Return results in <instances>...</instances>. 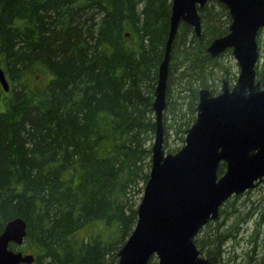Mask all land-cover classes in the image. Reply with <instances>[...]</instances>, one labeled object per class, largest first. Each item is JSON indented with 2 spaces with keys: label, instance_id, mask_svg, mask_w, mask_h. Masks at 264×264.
<instances>
[{
  "label": "trees",
  "instance_id": "1",
  "mask_svg": "<svg viewBox=\"0 0 264 264\" xmlns=\"http://www.w3.org/2000/svg\"><path fill=\"white\" fill-rule=\"evenodd\" d=\"M170 6L0 0V66L9 83L8 91L0 85V232L13 217L25 220L20 248L34 255L31 264L117 263L150 168L153 90ZM199 15L200 38L180 23L171 46L163 126L179 146L195 119L198 90L215 93L238 72L229 53L205 50L226 33V8L209 0ZM257 69L256 78L264 71ZM36 73L49 77L38 85ZM179 146L164 143L170 152ZM223 170L220 164L218 174ZM210 226L195 237L196 247L208 264H226L222 245L230 233ZM262 247L264 240L240 264H264Z\"/></svg>",
  "mask_w": 264,
  "mask_h": 264
},
{
  "label": "water",
  "instance_id": "2",
  "mask_svg": "<svg viewBox=\"0 0 264 264\" xmlns=\"http://www.w3.org/2000/svg\"><path fill=\"white\" fill-rule=\"evenodd\" d=\"M208 0H171L163 57L153 90L154 133L148 177L136 208L135 224L117 251L116 264H208L194 242L219 217L222 204L264 181V87L256 79V35L264 27V0H217L228 10L227 32L213 38L206 52L230 49L238 67L234 84L225 79L217 93L198 90L195 119L183 144L166 151L163 112L172 42L180 23L201 36L199 9ZM0 85L9 83L0 66ZM224 170L218 174V167ZM26 222L16 216L0 232V264H31L34 255L19 249ZM15 246V249L10 247Z\"/></svg>",
  "mask_w": 264,
  "mask_h": 264
},
{
  "label": "rangeland",
  "instance_id": "3",
  "mask_svg": "<svg viewBox=\"0 0 264 264\" xmlns=\"http://www.w3.org/2000/svg\"><path fill=\"white\" fill-rule=\"evenodd\" d=\"M259 37L260 50L257 63L258 72L264 70L262 69V63H264V32L261 33ZM224 55L227 56L228 54L226 53ZM227 58L235 63L231 54L228 55ZM223 60L225 63H229L227 59L223 58ZM236 71H238L237 66ZM35 75L34 82H37L38 85L44 83L47 77H49L48 74L42 73H36ZM257 79L260 80L264 87V71ZM164 143H167L172 149L179 146V142L173 136L172 131H169L168 134L164 136ZM182 144L183 143H181V145ZM263 203L264 181L256 187L246 190L242 194L237 196L231 195L220 207L217 220L210 223V229L213 232L214 229H217L220 233H230V237L222 245L223 251L221 258L226 264H240L243 258H245L246 253L251 251L256 243L260 244V242L264 240V222H259V215L264 213L262 209ZM223 207L226 208L224 214L220 212ZM251 211L252 214L250 216L249 214ZM257 222H259V227L256 225ZM257 228L259 229L257 230ZM255 236L256 239L254 240ZM263 248L264 247H262V249ZM20 249L23 250V248ZM260 249L261 247L259 246L257 250Z\"/></svg>",
  "mask_w": 264,
  "mask_h": 264
},
{
  "label": "flooded vegetation",
  "instance_id": "4",
  "mask_svg": "<svg viewBox=\"0 0 264 264\" xmlns=\"http://www.w3.org/2000/svg\"><path fill=\"white\" fill-rule=\"evenodd\" d=\"M216 2H218V3H220L222 6H224L221 2H219V1H217V0H215ZM225 7V6H224ZM226 8V7H225ZM226 10H227V8H226ZM227 12H228V10H227ZM228 15H229V13H228ZM229 17H230V15H229ZM230 23V22H229ZM229 25V24H228ZM228 28V27H227ZM227 32V31H226ZM264 32V27H261L259 30H258V32H257V35H256V42H257V50H258V58H259V50H260V47H259V40H260V34L261 33H263ZM225 34V33H224ZM223 35V34H222ZM221 36V35H220ZM218 37V36H217ZM198 38V37H197ZM200 38V37H199ZM212 40V39H211ZM210 40V41H211ZM209 41V42H210ZM206 48V47H205ZM226 53H229V54H231V51H230V49H226V50H224L222 53H220L219 55H217V56H215V57H218V56H220V55H223V54H226ZM231 56H232V54H231ZM232 58H233V56H232ZM234 59V58H233ZM234 61H235V59H234ZM257 63H258V59H257V62H256V65H257ZM235 65L237 66V64H236V62H235ZM255 65V66H256ZM238 68V67H237ZM238 74V73H237ZM237 74H236V77H237ZM255 74H256V70H255ZM224 79V78H223ZM222 79V80H223ZM221 80V81H222ZM226 80V79H225ZM235 80H236V78H235ZM235 80H233V83L232 82H228L227 80V83L229 84V86L231 87L233 84H234V82H235ZM220 86H221V83H220ZM220 86L218 87V90L215 92V93H217L218 91H219V89H220ZM212 93V92H211Z\"/></svg>",
  "mask_w": 264,
  "mask_h": 264
}]
</instances>
